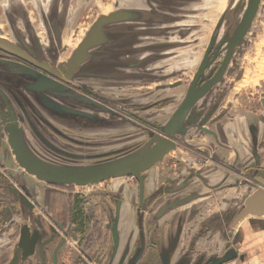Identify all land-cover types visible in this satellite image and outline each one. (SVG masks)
Here are the masks:
<instances>
[{
  "label": "flooded vegetation",
  "instance_id": "af4514ba",
  "mask_svg": "<svg viewBox=\"0 0 264 264\" xmlns=\"http://www.w3.org/2000/svg\"><path fill=\"white\" fill-rule=\"evenodd\" d=\"M252 2L254 0H247L244 14L237 24L238 28ZM121 3L123 7L129 9H152L158 17L164 16L163 21H159L172 22L171 18L165 16L169 15L168 12L163 14L169 11L168 0H122ZM261 3L262 0L244 38L258 15ZM243 4L244 0L233 4L235 11H239ZM231 8L232 5L221 16L219 24L230 17ZM234 20L233 18L232 23ZM138 21L141 22V19ZM159 21L156 19L154 22ZM153 29L149 33H152ZM237 31L232 39L236 37ZM6 38L16 43L34 60L53 64L40 57L38 51L26 41V38ZM244 38L235 46L222 79L228 72L237 48L242 45ZM229 43L230 41L228 45ZM215 44L213 43L211 49L206 52L210 59L214 60L205 69L198 87H203L215 76L227 55L226 42L218 46ZM124 56L126 55H123V61L120 60L119 68H128L127 62L124 63ZM93 63H104L105 76L92 75L90 71H95L94 67L87 72H82L83 69L79 68L74 71L73 78L66 81L18 55L0 49V264L214 263L222 257V252L207 251L206 249L211 246L207 242L214 237L229 242L234 229L231 223L237 214L235 213L236 195L220 202H215V198L196 205L191 202L199 198L205 186V170L208 168L215 170L220 166L212 150L220 146L225 125L236 117H227L218 112L220 104L217 103H214L209 110L205 109L206 104L202 109L197 108L198 102L209 95L222 79L207 90L188 112L179 133L174 136L177 148L166 154L161 162L147 169L143 177V190L134 176H124L119 182L117 178L120 177L111 178L101 188H92V191L89 186L50 184L29 174L16 161L6 130L9 125L14 124L10 121L13 118L23 131L25 142H28L26 130L30 125L35 128L34 132L40 143L49 151H56L60 161H66L65 159L71 157V154L94 155L91 151L93 137L83 135L95 129L89 119L94 107L99 109L109 107L112 105L111 99L119 97L121 100L120 97L127 92L130 94L129 99L137 93L152 95L158 92L157 88L146 92H134L132 91V88H135L132 84L134 82L126 85L127 81L133 79L127 80L125 76L115 79L117 83H124L123 85L111 86L112 80L107 77L109 73L105 70V64L108 62L96 60ZM129 65L135 69L143 66L142 61L136 60L131 61ZM32 75H38L39 78L36 79ZM46 78L56 80V86L47 91L58 89L59 95L65 98L52 99V102L79 112L65 111L70 118L55 119L58 124L55 131L48 124L51 117L41 111L47 107L43 100L47 91H43L45 94L41 97V93L31 87L32 84ZM130 85L132 87H127ZM189 87L190 84L188 90ZM128 98L124 101H128ZM158 99L156 97L143 105V98H135L132 99L135 100L133 104L130 102V110L124 108L118 111L137 127L143 126L154 134L165 135L160 127L166 122L162 123L158 117L161 119L163 112L160 111L173 105V102ZM114 104L123 105L116 101ZM177 108L173 110L169 119ZM260 109L259 112L253 109L252 115L243 118L247 119L250 138L259 150H264V98ZM143 113L146 114L143 116ZM210 113V117L202 123ZM80 120H87L85 122L89 124L83 125L84 121L78 122ZM124 121L128 122L125 119ZM205 128L211 132L205 131ZM261 128L263 135L260 139L258 135ZM31 145L30 151L45 160L39 153L38 147ZM180 147L186 150V156L181 158L172 154ZM43 154L47 153L43 151ZM170 155L176 158L174 162L172 159L166 160ZM257 159L263 164L261 158ZM255 161V158H252L244 166L246 171L251 170L250 174L254 173ZM208 164L210 166L206 168ZM193 196L198 198L186 201ZM210 205L212 206L209 208ZM226 246L231 250V243Z\"/></svg>",
  "mask_w": 264,
  "mask_h": 264
},
{
  "label": "rangeland",
  "instance_id": "374dc122",
  "mask_svg": "<svg viewBox=\"0 0 264 264\" xmlns=\"http://www.w3.org/2000/svg\"><path fill=\"white\" fill-rule=\"evenodd\" d=\"M237 1L239 0H168L169 11L163 14L168 12L169 15L165 16L171 18L172 22L166 23L161 22L164 16L159 15L158 17L152 9H129L123 7L122 0H0V34L8 38H26V41L38 51L40 57L55 65H60L73 55L75 49L100 17L110 16L115 11L122 10L121 15L116 16L119 19H115L104 27L106 38H113L109 40L110 42L112 40L116 42L118 39L119 41L125 40L117 46H126L124 63L127 62L128 68H119L114 64L117 61L120 62L116 55H111L109 58V55L104 56L101 59L93 57L86 63H93L96 60L109 61L110 65L105 70L109 73L107 77L112 80L111 86L123 85L124 83H117L115 79L124 76L127 80L133 79L127 81L126 85L134 82L132 83L135 87L132 88L134 92L155 90L158 86L165 85V88H159L158 92L152 95L151 93H134L135 95L131 96L132 99L143 98V105L153 101L156 97L159 101H172L173 105L160 111L163 112L161 119L158 117L162 123H165L169 120L173 110L186 97L188 86L193 81V76L211 42L216 43L217 46L225 42L228 45L238 30L237 24L244 14L247 0H244L239 11H235L233 4ZM231 5L233 8L230 9V17L219 24V19ZM233 18L235 20L232 23ZM140 19L141 22L138 21ZM156 19L161 21L156 23L154 22ZM152 29L153 32L149 33ZM144 36L147 37L144 38ZM115 46L116 43L113 44V47ZM102 48V45L98 47V49ZM133 60L142 61L143 66L138 69L129 67L127 64ZM123 73L125 74L122 75ZM32 76L38 77V75ZM127 87H132V85ZM44 94L42 92L40 96L43 97ZM45 95L47 97H43V100L47 107L41 111L51 117L48 124L55 131L58 126L56 120H65L70 117L65 112L51 107L52 99L64 100L65 98L59 95L58 89L49 90ZM129 96L127 92L120 97L121 100L119 97L110 98L111 106L102 107V109L94 107L93 114L89 115L90 122L94 124L95 129L83 135L93 137L91 151L96 155L95 158L81 160L69 157L65 159L66 161L80 165L93 164L109 158L123 157L125 154L131 155L153 141L155 135L153 131L143 126L137 127L118 111L124 108L130 110V102L133 104L135 100L129 99ZM123 98L129 100L124 101ZM263 98L264 0H262L250 31L242 45L237 48L225 77L209 95L198 102L197 108L202 109L206 104L205 109L209 110L214 103H217L220 104L218 112L221 114L227 117H243L252 115L253 109L259 112ZM207 100L208 102H205ZM114 101L123 105L114 104ZM144 114L146 113L142 115ZM81 121H84L83 125L89 124L85 122L87 120L78 122ZM34 131L35 128L28 125L26 134L29 143L26 141V144L30 150H32L31 144H34L45 160L54 164L68 163L60 161V156L56 151H49L44 147ZM43 151L47 154L44 155ZM172 154L181 158L186 156V150L180 147L176 153L172 152ZM174 156L170 155L166 160L172 159L174 162L176 160ZM117 179L118 182L122 181V177ZM106 183L107 181L89 185V188L92 191V188H101Z\"/></svg>",
  "mask_w": 264,
  "mask_h": 264
},
{
  "label": "water",
  "instance_id": "95a60500",
  "mask_svg": "<svg viewBox=\"0 0 264 264\" xmlns=\"http://www.w3.org/2000/svg\"><path fill=\"white\" fill-rule=\"evenodd\" d=\"M260 0H254V2L250 3L247 8L243 21L238 28L237 35L235 38L230 40L228 45V52L223 62L220 70L215 74V76L208 81L203 87H198L199 80L203 75L205 69L211 65L214 59H210L208 53H206L203 58L198 70L196 71L195 77L190 84L188 93L186 97L183 99L177 110L174 112L172 117L166 122L165 125L160 127L164 134L158 133L154 135L153 141H150L145 147L141 150H138L131 155L125 154L123 157L118 158H109L104 161L96 162L88 165H80V164H54L49 162L48 160L41 159L37 157L33 152L28 148L24 136L23 131L19 127L15 118H13L12 122L14 124L9 125L7 127L8 132V140L10 147L12 149V153L14 154L16 161L18 164L25 169L29 174L36 176L38 179L43 180L50 184L57 185H78V186H89L101 182H105L111 178L116 177H126V176H134L141 185V190H143V177L145 171L149 169L152 165L161 162L166 154L170 151L177 148L176 141L174 140V136H176L179 132L180 126L182 127L183 122L188 114V112L193 109L195 103L198 99L210 88L214 86L217 82H219L224 76L226 69L230 63L232 52L237 44L242 41L245 34L247 33L249 26L256 15L258 10ZM122 10L115 11L112 15L106 16L103 15L100 17L93 25L91 30L85 36L83 41L79 44V46L75 49L73 55L63 64H51L49 62H38L30 57L26 52H24L16 43L11 42L5 36L0 34V49L14 55H18L32 64L50 71L54 73L59 78L64 80H71L73 78L74 71H77L79 68L83 69L82 72H87L90 68H96L95 71L91 70L90 73L92 75H101L105 76L103 73L104 63H86L90 58L101 59V57L111 55H116L118 59L122 61V57L125 54V47L117 46V44L124 41L109 40L113 38H106V28L104 27L108 23H112L115 19H119L116 16L121 15ZM121 40V38H120ZM116 43V46L113 47V44ZM103 46L102 49H98L99 46ZM213 43L209 45L208 51L211 49ZM107 47V48H106ZM122 48V50H120ZM118 67L121 66V63L117 61L114 63ZM106 68L110 65L105 64ZM129 65V64H127ZM130 66V65H129ZM90 73H88L90 75ZM107 73V72H106ZM36 79L39 77L33 76ZM56 86V80L51 78H46L37 81L32 84V88L42 93L43 91H47L48 89ZM165 85L158 86V89L165 88ZM51 107L56 108L57 110H64L62 112H72L79 113L75 110H71L65 106H60L54 102L51 103ZM59 108V109H58ZM65 112V113H66ZM211 113L205 118L202 123H205L207 118H209ZM184 130V128L182 129ZM181 131V130H180ZM205 131L211 132V130L205 128ZM75 159H85L88 160L90 158H95L96 155H70ZM255 168L254 173L250 174L251 170L247 171V181L255 184L256 189L246 198L244 204L240 208V210L235 215L231 227L235 228L238 223L243 220L246 216L253 214L264 216V173H260L262 164H260V159L255 157ZM259 160V161H258ZM143 193V191H141ZM197 196H193L188 198L186 201L192 200V198H196ZM239 256L238 252L235 249L228 250L222 257L216 260L212 264H226L236 259ZM243 259V255H240Z\"/></svg>",
  "mask_w": 264,
  "mask_h": 264
},
{
  "label": "crops",
  "instance_id": "0c3cea01",
  "mask_svg": "<svg viewBox=\"0 0 264 264\" xmlns=\"http://www.w3.org/2000/svg\"><path fill=\"white\" fill-rule=\"evenodd\" d=\"M262 135L263 128L258 137L261 139ZM212 154L219 161L220 166L215 170L209 168L205 170V186L199 198L191 203L196 205L211 201L213 198L216 199L215 202H220L236 195V213L256 189L251 180L247 181L248 175L244 166L249 160L257 157L262 159V167H264V150H259L250 138L247 119L238 116L225 125L223 140L220 146L212 150ZM209 166L210 164L206 168ZM260 173H264V169H261ZM228 243H231L230 249H235L239 256L226 264H264V216L253 214L246 216L233 229ZM228 243L224 239L219 240L218 237H214L207 242L211 246L207 245L206 250L222 252L223 256L228 251L226 246ZM240 255H243V259Z\"/></svg>",
  "mask_w": 264,
  "mask_h": 264
}]
</instances>
